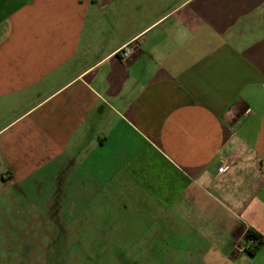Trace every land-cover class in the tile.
Masks as SVG:
<instances>
[{"label": "crops", "instance_id": "0c3cea01", "mask_svg": "<svg viewBox=\"0 0 264 264\" xmlns=\"http://www.w3.org/2000/svg\"><path fill=\"white\" fill-rule=\"evenodd\" d=\"M263 10L0 0V190L91 205L158 189L211 264H264ZM249 231L254 255L237 251Z\"/></svg>", "mask_w": 264, "mask_h": 264}, {"label": "rangeland", "instance_id": "374dc122", "mask_svg": "<svg viewBox=\"0 0 264 264\" xmlns=\"http://www.w3.org/2000/svg\"><path fill=\"white\" fill-rule=\"evenodd\" d=\"M117 194L125 199L34 205L0 190V264H211L160 190Z\"/></svg>", "mask_w": 264, "mask_h": 264}, {"label": "built area", "instance_id": "2783aa9c", "mask_svg": "<svg viewBox=\"0 0 264 264\" xmlns=\"http://www.w3.org/2000/svg\"><path fill=\"white\" fill-rule=\"evenodd\" d=\"M264 12V10H263ZM135 53V50L133 48H128L125 49L122 54H123V59L129 58L132 54ZM251 111L247 112V115L250 114ZM229 169V166L224 164L223 167L221 168V172H226ZM253 249V242L251 241H246L244 244L237 246V251L239 252H247L248 250Z\"/></svg>", "mask_w": 264, "mask_h": 264}, {"label": "trees", "instance_id": "16d2710c", "mask_svg": "<svg viewBox=\"0 0 264 264\" xmlns=\"http://www.w3.org/2000/svg\"><path fill=\"white\" fill-rule=\"evenodd\" d=\"M246 241L253 242V249L248 250L247 253L250 255H254L262 245V239L254 232L249 231L246 236Z\"/></svg>", "mask_w": 264, "mask_h": 264}]
</instances>
